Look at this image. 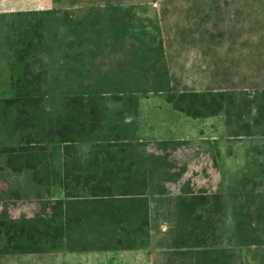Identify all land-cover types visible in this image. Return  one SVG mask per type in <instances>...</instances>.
Returning a JSON list of instances; mask_svg holds the SVG:
<instances>
[{"label":"rangeland","instance_id":"1","mask_svg":"<svg viewBox=\"0 0 264 264\" xmlns=\"http://www.w3.org/2000/svg\"><path fill=\"white\" fill-rule=\"evenodd\" d=\"M107 4L119 7L113 23L102 21L95 11L69 20L75 8ZM53 7L69 12H48L43 23L39 15L25 22L11 17L6 26L0 23V45L11 42L10 47H0V98L13 95L8 76L20 75L18 50L27 40L21 38L23 32L39 50L24 54L32 61L41 59L40 65L49 63L45 74L64 78L47 88L46 112L51 114L57 113L58 103L61 108L62 95L58 96L74 88L72 79L86 73L80 66L87 62L89 50L96 53L109 42L114 51L104 56L113 60L112 65L129 61L134 54L127 49L135 41L140 51L134 59L146 66L153 59L166 69L169 89L175 92L221 89L238 93L237 100H250L264 91L260 7L246 9L239 0H206L197 13L188 0H53ZM261 8L264 12V0ZM94 87L104 89L105 95L113 90L110 83ZM247 105L243 103L244 112ZM129 108L123 107L119 115L125 119L119 121L115 149L130 155L136 174L153 184L143 197L146 215L136 222L128 217V195L117 191L96 197L82 189L81 181L76 185L84 166L77 158L87 144L69 143L76 153L71 154L74 161L62 167L61 145L42 143L44 154H9L8 134H0V264H192L195 225L182 219L179 199L191 202L201 196L208 201L215 193L222 200V219L206 235L220 232L222 243L229 246L244 234H259L260 242L234 246L244 264H264V233L254 230L252 209L247 210L264 200V125L250 127V119L249 127L244 121L234 126L236 121L228 117L233 106L213 116L186 115L173 108L163 91L139 92L136 107ZM228 119L235 129H230ZM156 139L180 143L165 148ZM137 142L134 148L129 145ZM154 170L162 172L158 181L151 179ZM103 213L106 224L99 222Z\"/></svg>","mask_w":264,"mask_h":264},{"label":"trees","instance_id":"2","mask_svg":"<svg viewBox=\"0 0 264 264\" xmlns=\"http://www.w3.org/2000/svg\"><path fill=\"white\" fill-rule=\"evenodd\" d=\"M205 1L188 0V3H190L191 9L197 13L203 8ZM236 1L231 0L232 3ZM239 1L246 9L259 10L260 7V14L264 20V12L261 8L262 0ZM75 9L70 15V21L74 19L73 15L82 16L84 19L89 17L91 11L92 13L95 11L100 14L102 21L113 23L112 15L118 11L119 7L110 4L97 7L84 5ZM55 12L68 13L69 8L67 10L57 9ZM38 18L40 23L45 20L43 16H38ZM23 34L24 36L20 35L21 38H27V40L22 41L18 50L21 56L18 60L20 75H11L9 79L13 95L0 98V134L6 131L10 142L5 150L8 148L9 154H44L45 147L42 146V143L54 142L61 145L59 151L63 156V167V165L69 166L73 163L71 154H76L75 150L71 148L73 146H69V143L87 144L86 151L79 152L82 156L77 158L78 161L84 163V166L77 175L79 179L75 180L76 185H79L81 181L82 189L88 190L89 194L96 197L117 191L120 194L128 195L131 200L129 203L131 209L128 211L131 222H136L146 215L147 205L143 197L146 187L153 184L147 181L145 175L144 178H141L136 174L134 160L130 155L117 154L121 152V149L120 147L115 149L116 146L118 147L115 141L120 135L117 131L120 126L119 121L123 122L125 119L119 115L125 106L132 109L136 107L139 92L147 94L150 91H163L166 93L167 101L172 103L174 109L192 117L217 115L226 107L233 106V111L228 113V117L236 121L234 126H242L239 121H244V124L249 127L250 119L254 120L250 127L264 125V91L253 94L250 100H245L244 97L237 100L235 98L238 93L223 92L221 89L205 88L175 92L169 89L171 77L166 69L162 71L160 67L156 66L153 59H149L147 66L134 59V56L140 51V47L137 48L139 45H136L135 41H131V47L127 49V52L130 51L132 55L134 54L129 58V61L125 60L124 63H121L117 60L114 65H112L113 60H110V57L104 56L114 51L112 42L101 47L96 53L90 49L87 62L80 66L86 73L83 75L79 73V77L72 79L71 85L74 88L68 89V92L64 91L58 96L62 95L61 108L58 103L56 105L57 113L51 114L46 112L48 105L45 103V95L48 93L47 88L53 87L60 75L55 77L45 74L44 69L49 67V63L40 65L41 59L32 61L29 56L25 55L31 49H34V52L39 50L35 49L38 47L36 43L33 44L31 40L29 41L31 37L26 32ZM123 38L120 39L122 45L125 43ZM162 65L161 63L160 66ZM125 73H129V76L119 77ZM107 74L117 76H111V79H108ZM162 79L164 84H161ZM103 83H110L112 86L113 90L106 92V95L110 93L109 96L104 94V89L97 90V87H94ZM127 84L130 86H120ZM106 98H112V100L108 102ZM56 99L58 98L56 97ZM244 102L248 104L249 110L247 109L246 112L242 110ZM227 123H229L227 125L230 129H235L229 119ZM156 142L165 148H175L180 143L176 139H156ZM136 144L139 143L129 145L134 148ZM112 149H115V154H111ZM75 170L78 171L77 168ZM152 173V180L158 181V178L162 177V172L158 170H154ZM154 190L153 188L151 191ZM156 192H161V189H157ZM134 196L142 198H132ZM179 200L178 205L182 219H186V221L190 219L195 225L196 235L192 237L195 239L192 264H244L242 253L234 245L254 244L263 239L259 234L258 236L244 234L243 237L235 240L234 244L227 246L222 243L220 232L216 236L208 237L206 235L205 232L208 228L220 226L223 209L219 194L211 195L208 201H205V198L201 196L194 197L190 200L191 202L187 199L181 200L180 198ZM259 203L263 204L264 200H259ZM260 204L251 203L247 210L251 211L252 209L253 214L250 215L253 219L250 223L252 227L254 225V230L258 229L264 233V206L261 207ZM105 217L106 215L103 213L99 222L106 224Z\"/></svg>","mask_w":264,"mask_h":264},{"label":"crops","instance_id":"3","mask_svg":"<svg viewBox=\"0 0 264 264\" xmlns=\"http://www.w3.org/2000/svg\"><path fill=\"white\" fill-rule=\"evenodd\" d=\"M57 9L59 8L53 7V0H0V23L3 22L5 26L9 25L10 21L7 20L11 17H17L18 21L25 22L34 18V16H44L46 13ZM7 35L8 34L5 35V39L7 38ZM2 45L10 47L11 42H5ZM2 45H0V47ZM11 75L8 76L7 80L10 90L9 79Z\"/></svg>","mask_w":264,"mask_h":264}]
</instances>
